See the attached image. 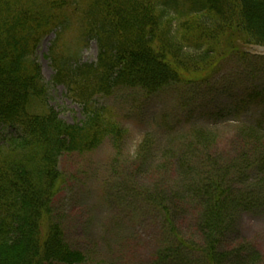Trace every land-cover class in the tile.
<instances>
[{
    "label": "trees",
    "instance_id": "obj_1",
    "mask_svg": "<svg viewBox=\"0 0 264 264\" xmlns=\"http://www.w3.org/2000/svg\"><path fill=\"white\" fill-rule=\"evenodd\" d=\"M69 30L80 46L72 52L65 50ZM52 32L50 85L63 86L83 116L71 125L48 104L50 87L35 57ZM89 41L96 44L97 59L83 63L79 49ZM250 45L264 47V0H0V264L84 263L81 251L65 240L64 208L55 199L63 185L61 156L89 154L107 140L118 150L124 141L116 114L97 107L96 97L124 90L150 97L172 86L191 87L182 108L221 62L233 55L241 59ZM263 97L264 91H254L246 101ZM245 105L241 100L235 110ZM254 125H239L243 150L232 146L236 153L226 164L213 155L215 135L192 128L189 147L198 149L201 162L189 173L183 170L176 195L162 177L145 197L163 225L152 264L260 259L243 242L220 251L223 237L235 233L238 215L264 206L263 118ZM151 147L145 137L136 157L144 161ZM187 206L201 214L203 248L185 242L173 223Z\"/></svg>",
    "mask_w": 264,
    "mask_h": 264
},
{
    "label": "rangeland",
    "instance_id": "obj_2",
    "mask_svg": "<svg viewBox=\"0 0 264 264\" xmlns=\"http://www.w3.org/2000/svg\"><path fill=\"white\" fill-rule=\"evenodd\" d=\"M65 37L67 52L80 47L75 45L78 39L74 30L67 31ZM54 38V32L45 37L35 57L43 81L50 87L48 104L59 119L71 125L82 121L83 116L64 87L50 85L53 70L47 55ZM243 51L244 58L233 55L221 62L218 71L210 74V87H195L196 93L182 108L181 100L192 92L191 87L172 86L150 97L136 90L96 97V106L115 111L126 135L118 150L107 140L89 154H64L58 159L63 185L55 202L64 208L65 240L71 249L85 256L82 264L154 262L158 250L155 239L163 231L162 217L145 197L162 177L170 189L168 192L176 195L183 170L189 173L201 162L196 156L198 149L192 152L193 146L189 147L193 127H203L215 135V144L211 147L213 155L217 159L221 157L225 164L233 156L232 146L242 152L239 125H254L260 117L264 120V97L255 102L246 101L248 94L264 91V47L250 45ZM97 54L95 42L89 41L79 49L78 58L83 63H93ZM249 63L255 67L252 73L244 66ZM241 100L247 105L240 106L236 113L234 107ZM237 135L239 137L234 138ZM145 137L149 138L152 149L146 159L140 161L136 155ZM162 164L167 167L162 168ZM187 208L177 214L173 223L185 242L203 248L207 232L198 225L201 214L196 215L197 212ZM238 242L252 247L260 258L249 260L247 257L245 264H264V206L253 213L238 215L236 231L223 237L220 251H232ZM240 255V260L245 259L244 254ZM222 264H232V261Z\"/></svg>",
    "mask_w": 264,
    "mask_h": 264
}]
</instances>
